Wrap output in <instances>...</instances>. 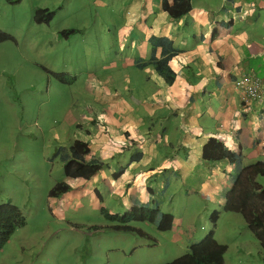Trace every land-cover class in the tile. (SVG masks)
I'll list each match as a JSON object with an SVG mask.
<instances>
[{
    "label": "rangeland",
    "instance_id": "obj_1",
    "mask_svg": "<svg viewBox=\"0 0 264 264\" xmlns=\"http://www.w3.org/2000/svg\"><path fill=\"white\" fill-rule=\"evenodd\" d=\"M135 1L22 0L11 5L0 0V30L12 38L0 43V206H16L26 221L0 251V264H168L188 255L191 244L212 230L228 247L224 264H263L244 216L225 210L224 188L209 198L195 189L188 210L163 209L179 212L178 233L165 223L133 224L155 244L117 232L121 219L107 218L90 197L70 204L49 197L57 183L67 181L62 154L83 138L76 120L86 123L78 117L89 107L87 85L113 74L111 59L129 54L128 48L120 51L116 31L127 23L126 8ZM39 8L56 12L50 24L34 21ZM68 30L76 33L62 35ZM51 72L71 79L60 81ZM259 179L264 187V177ZM99 190L108 212L126 214L120 198L104 185Z\"/></svg>",
    "mask_w": 264,
    "mask_h": 264
},
{
    "label": "crops",
    "instance_id": "obj_2",
    "mask_svg": "<svg viewBox=\"0 0 264 264\" xmlns=\"http://www.w3.org/2000/svg\"><path fill=\"white\" fill-rule=\"evenodd\" d=\"M191 4L190 13L179 20L164 12L162 0H136L126 8L128 21L116 35L120 51L128 48L129 54L111 59L113 74L87 85L89 107L78 117L86 123L76 120L82 140L104 167L89 190L78 188L63 201L73 203L96 188L103 196L99 188L104 185L130 207L133 201L148 203L149 188L166 185L162 211L171 205L188 210L195 189L209 198L231 187L235 166L203 159L210 139L241 153L244 166L264 161V101L246 103L235 84L245 75L264 81V0ZM152 37L168 38L178 50L169 63L176 74L170 84L153 66H138L151 55ZM91 202L98 209L107 207L95 194ZM178 216L164 222L177 233L172 219Z\"/></svg>",
    "mask_w": 264,
    "mask_h": 264
},
{
    "label": "trees",
    "instance_id": "obj_3",
    "mask_svg": "<svg viewBox=\"0 0 264 264\" xmlns=\"http://www.w3.org/2000/svg\"><path fill=\"white\" fill-rule=\"evenodd\" d=\"M21 1L6 0L11 5L19 4ZM162 2L164 12L173 20L185 17L192 10L191 0H174L173 4L169 0H162ZM55 16V11L39 8L35 11L34 21L37 24H50ZM75 33V30H68L62 32V35L70 36ZM10 39H12L10 35L0 30V43ZM150 47V58L146 61H141L138 63V66L140 68L153 66L168 84L172 83L176 78V74L170 68L169 63L178 54V50L175 49L173 42L168 38L152 37L150 39ZM159 48H162L160 58L157 57V50ZM52 74L63 82L71 79L68 74ZM262 117L264 118V110L262 111ZM90 152L88 143L82 140H75L70 145L68 154L61 156L64 163V173L67 178L90 180L102 170L103 162L98 158H89ZM203 158L209 162L228 159L237 167L238 174L227 196L226 211L241 213L244 216L248 228L260 244L264 264V187L257 181V178L264 177V161L262 160L242 167L241 154H233L227 151L223 143L217 139H210L204 146ZM117 176V174L114 175L115 178ZM70 190L71 187L66 182H60L51 189L50 196L52 198H61V196ZM164 192L165 187L160 192L150 189L151 200L146 204L141 202L135 204L134 209L121 218V224H128L134 221L138 224L147 223L158 226L163 220L161 209ZM102 213L107 218H114L106 209H102ZM213 219V223H216V213L213 214ZM124 224L122 226L118 225L114 229L128 234L144 236L135 228L129 227V224V226ZM24 225H26V221L19 208L10 203L0 206V251L7 244L11 235ZM227 250V246L221 245L216 241L213 231L204 240L195 243L188 255L168 264H224Z\"/></svg>",
    "mask_w": 264,
    "mask_h": 264
},
{
    "label": "clouds",
    "instance_id": "obj_4",
    "mask_svg": "<svg viewBox=\"0 0 264 264\" xmlns=\"http://www.w3.org/2000/svg\"><path fill=\"white\" fill-rule=\"evenodd\" d=\"M150 58V57H149ZM143 61H145V60H143ZM245 76H248V75H245ZM244 77V76H243ZM242 77V78H243ZM242 78H240V79H242ZM257 78V77H256ZM240 79H238L237 81H236V88H237V82L240 80ZM259 79V78H258ZM261 80V79H260ZM263 81V80H262ZM264 82V81H263ZM238 89V88H237ZM239 90V89H238ZM240 91V90H239ZM244 101L246 102V103H250V102H261V101H264V91H263V94H262V97L260 98V99H258V100H256V101H250V102H247L245 99H244ZM212 139H215V138H212ZM78 140V139H77ZM217 140H219V139H217ZM83 141V140H82ZM220 142H222L221 140H219ZM84 142H86V141H84ZM88 143V142H87ZM223 143V142H222ZM207 144V143H206ZM89 145V144H88ZM223 145H224V143H223ZM224 147H225V145H224ZM90 148V147H89ZM226 149V148H225ZM60 150V152H59V154L61 153V149H59ZM227 150V149H226ZM227 151H229V150H227ZM69 152V151H68ZM229 152H231V151H229ZM231 153H233V152H231ZM66 154H68V153H66ZM90 154H91V152H90ZM233 154H241V153H233ZM63 155H65V154H62V156ZM241 156H242V167H246V166H244L243 165V155L241 154ZM95 158V157H93L92 155H90L89 156V158ZM99 159V158H98ZM204 159V158H203ZM101 160V159H100ZM205 160V159H204ZM223 160H228V159H223ZM223 160H218V161H216V162H221V161H223ZM102 161V160H101ZM206 161V160H205ZM229 162H230V160H228ZM262 161V160H261ZM103 162V161H102ZM207 162H209V161H207ZM216 162H209V163H216ZM230 164L231 165H234L232 162H230ZM235 166V165H234ZM247 166H249V165H247ZM103 167H104V162H103ZM103 169V168H102ZM101 171H99L96 175H94L90 180H85V179H82V178H78V179H71V178H67L66 177V175H65V177L67 178V181H62V182H66L70 187H71V190L69 191V192H67V193H65L63 196H61V198H52L51 196H50V193H49V197L50 198H52V199H55V200H62L63 201V199H64V197H67V195H69L70 193H72L73 191H75V190H77L78 188H80V189H82V190H89L90 188H91V184L93 183V178L95 177V176H97L99 173H100ZM65 174V173H64ZM118 176H119V173H116ZM237 167L235 166V170H234V172L232 173V175L230 176V178H229V180H230V182H231V187L228 189V191H227V194H226V198H225V210H226V202H227V196H228V194H229V192L231 191V189H232V187H233V184H234V182H235V177L237 176ZM115 175V174H114ZM114 175H113V178L114 179H116V178H118V176L115 178L114 177ZM260 178V177H259ZM259 178H257V181H258V183L260 184V185H262L261 183H260V179ZM60 183V182H59ZM58 184V183H57ZM165 188H166V185H165ZM150 189L152 190V189H156V188H154V187H152V188H149L148 190L150 191ZM164 189V188H163ZM163 189H161L160 191H163ZM98 189L96 188V189H93V192H91V194L89 195V193H87V194H85L83 197H85V198H88V196L92 199V197H93V195L95 194L96 196H97V198L99 199V201H100V203H103V201H104V198H103V196L102 195H100V193H99V191H97ZM159 191V192H160ZM165 193V192H164ZM85 198H83V199H85ZM150 198H151V196H150ZM65 202V201H64ZM66 203H68V201H66ZM137 203H140V202H138V201H133V204L130 206V207H125V212H126V214L125 215H127L128 213H130L133 209H134V207H135V205L134 204H137ZM145 204V203H144ZM5 205V204H4ZM171 207L172 206H170L169 208H168V210H170L171 209ZM102 209H106L107 210V208L105 207H102L101 208V210ZM162 210V209H161ZM108 211V210H107ZM179 211V210H178ZM22 213V212H21ZM175 213H177V211L175 212ZM216 214H218V212H215ZM109 214L111 215V216H113L114 218H119V219H121L123 216H120V215H118V214H116L115 212H109ZM174 213L173 212H168V213H165V212H163V220H162V222L161 223H164L165 222V220H167V221H169V216H172ZM124 215V216H125ZM165 218V219H164ZM177 217H175V218H173L172 219V222H174V220L176 219ZM212 219H213V216H212ZM214 220V219H213ZM161 223L158 225V226H155V227H159L160 225H161ZM122 224H124V223H122ZM122 224L120 225V226H122ZM130 226H129V225ZM128 224H124V225H126V226H129V227H131V228H135L138 232H140V233H142L144 236L142 237V236H139V235H137V234H131V235H134V236H136V237H138V238H141V239H145V240H148V241H151V244H155L156 242H157V240L155 239V238H152L147 232H145V231H143L142 229H140V228H137V227H135L133 224H135V222L133 221L132 223H128ZM215 224L216 223H213V227H215ZM123 225V226H124ZM152 226H154V225H152ZM114 227H116V226H114ZM214 230H212L211 232H213ZM117 232H121V231H117ZM210 232V233H211ZM121 233H124V232H121ZM209 233V234H210ZM125 234H128V233H125ZM208 234V235H209ZM214 234H215V231H214ZM207 235V236H208ZM206 236V237H207ZM205 237V238H206ZM204 238V239H205ZM203 239V240H204ZM216 239V238H215ZM217 241V240H216ZM201 242V241H200ZM218 242V241H217ZM197 243H199V242H197ZM195 243H192L191 244V246H190V248H189V251L187 252V254L190 252V250H191V247L194 245ZM220 244V243H219ZM222 245V244H221ZM179 259V258H178Z\"/></svg>",
    "mask_w": 264,
    "mask_h": 264
},
{
    "label": "built area",
    "instance_id": "obj_5",
    "mask_svg": "<svg viewBox=\"0 0 264 264\" xmlns=\"http://www.w3.org/2000/svg\"><path fill=\"white\" fill-rule=\"evenodd\" d=\"M237 88L247 102L256 101L262 97L264 82L256 77L244 76L237 82Z\"/></svg>",
    "mask_w": 264,
    "mask_h": 264
}]
</instances>
